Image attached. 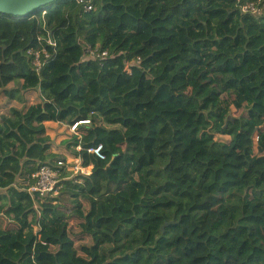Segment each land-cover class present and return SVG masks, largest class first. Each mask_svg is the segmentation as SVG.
Returning <instances> with one entry per match:
<instances>
[{
    "label": "trees",
    "instance_id": "trees-1",
    "mask_svg": "<svg viewBox=\"0 0 264 264\" xmlns=\"http://www.w3.org/2000/svg\"><path fill=\"white\" fill-rule=\"evenodd\" d=\"M258 1L261 15L242 12ZM91 3L0 14V90L41 99L0 117L19 224L0 229V264H264V0ZM97 46L107 58L87 57ZM84 120L68 148L92 174L59 170L56 196L29 193L61 160L45 123Z\"/></svg>",
    "mask_w": 264,
    "mask_h": 264
},
{
    "label": "built area",
    "instance_id": "built-area-1",
    "mask_svg": "<svg viewBox=\"0 0 264 264\" xmlns=\"http://www.w3.org/2000/svg\"><path fill=\"white\" fill-rule=\"evenodd\" d=\"M80 4H83L85 6L86 11H92L93 6L91 3V0H78ZM259 1L257 3H252L249 5H245L241 7L242 12L244 13H251L253 15H261L262 10L258 6ZM50 44L53 46H56V43L54 40H50ZM45 52V51H44ZM85 53L87 54V57L92 59H98L103 60L108 57L107 51H102L98 46L95 48L87 47ZM29 54H31L34 57V65H36L37 71H40L42 66V53L39 51H29ZM45 54V53H44ZM45 59H48L49 56H44ZM140 61V60H139ZM127 70L131 72L130 68L128 67ZM91 125L90 120H84L80 122H76L73 125H70L69 131L73 133V135L77 136L79 139H81V134L79 129L81 126H89ZM77 150L80 151L81 148L77 147ZM88 153L93 154L100 160H105V154L103 153V146L99 145L97 147L90 148L88 150ZM92 166H84L83 162L80 158H77L72 166L65 163L63 160H60V162L57 163V166H53L51 164H43L40 165L38 171L33 175V178L35 180L34 185L29 189V193L35 194L37 193L40 195V197H48V196H56L58 194V183H59V170H64L65 172L70 173V175L77 176V175H84V176H90L92 174ZM70 171V172H69ZM72 219H65V222L70 226V221Z\"/></svg>",
    "mask_w": 264,
    "mask_h": 264
},
{
    "label": "crops",
    "instance_id": "crops-1",
    "mask_svg": "<svg viewBox=\"0 0 264 264\" xmlns=\"http://www.w3.org/2000/svg\"><path fill=\"white\" fill-rule=\"evenodd\" d=\"M13 85L14 84H11L10 86ZM30 96H32V91L22 92V97L24 101L22 103H19V101H16L15 99L10 100L5 95L0 98V101H2L1 99H3L6 100L7 102H11L12 104H14V106H17L16 107L17 109L29 108L30 106L36 105L33 103L34 100L30 99ZM26 102L29 103L27 106H26ZM10 109L11 108H9V110ZM8 112L7 113L3 112L4 114L1 113L0 117L2 115H7ZM45 127H46V135L51 139V143H52L51 152L59 155L61 157V160L72 166L73 162L77 159V157H74V155L71 153V150L68 148V142L74 137L73 133L69 131L70 125L60 122H46ZM6 194H7L6 190L0 189V229L17 230L19 224L13 218L6 215V210L8 208V201L6 198ZM75 248L77 251L78 249L76 246Z\"/></svg>",
    "mask_w": 264,
    "mask_h": 264
},
{
    "label": "water",
    "instance_id": "water-1",
    "mask_svg": "<svg viewBox=\"0 0 264 264\" xmlns=\"http://www.w3.org/2000/svg\"><path fill=\"white\" fill-rule=\"evenodd\" d=\"M59 1L61 0H0V14L23 17ZM167 226L168 223L164 225Z\"/></svg>",
    "mask_w": 264,
    "mask_h": 264
},
{
    "label": "rangeland",
    "instance_id": "rangeland-1",
    "mask_svg": "<svg viewBox=\"0 0 264 264\" xmlns=\"http://www.w3.org/2000/svg\"><path fill=\"white\" fill-rule=\"evenodd\" d=\"M45 53V56L47 57V56H50L49 55V53H47L46 54V52H44ZM41 65H43V62H42V64ZM36 66V65H35ZM14 87H21L20 85H13V86H10V88L11 89H13ZM34 92H35V94H34ZM2 96H4V94L1 92V90H0V98L2 97ZM30 99L32 100H34L33 101V103L34 104H37V103H40L41 102V99H40V92H39V90H35V91H32V96H30ZM2 101H0V115H1V113H7L8 111H9V108H16L17 106H14V104H12L11 102H7L6 100H3V99H1ZM29 103H27L26 102V106L28 105ZM5 109H6V111H5ZM233 114L234 115H236V116H239L240 114H241V111H239V110H236V109H234L233 108ZM3 113V114H4ZM67 132V131H66ZM68 135V134H67ZM69 137V136H68ZM218 138L219 139H223V140H229V138L228 137H220V136H218ZM70 154V153H69ZM79 219H77V218H75V219H72L71 221H70V226L69 227H71V228H73V227H77L78 226V224H79ZM76 247H77V253H78V255H80V256H83L84 255V253H83V251H82V249H81V247L80 246H77L76 245Z\"/></svg>",
    "mask_w": 264,
    "mask_h": 264
}]
</instances>
